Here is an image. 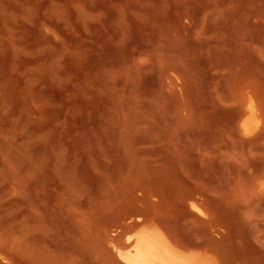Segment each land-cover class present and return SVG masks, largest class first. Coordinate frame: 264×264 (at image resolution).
<instances>
[{"label":"rangeland","instance_id":"374dc122","mask_svg":"<svg viewBox=\"0 0 264 264\" xmlns=\"http://www.w3.org/2000/svg\"><path fill=\"white\" fill-rule=\"evenodd\" d=\"M151 223L264 264V0H0V264Z\"/></svg>","mask_w":264,"mask_h":264},{"label":"bare ground","instance_id":"6f19581e","mask_svg":"<svg viewBox=\"0 0 264 264\" xmlns=\"http://www.w3.org/2000/svg\"><path fill=\"white\" fill-rule=\"evenodd\" d=\"M250 111L253 112L251 108ZM192 208L198 211V206L194 203ZM154 223L143 224L135 233L128 236L127 241L131 245L127 248L119 246L113 239L109 240V244L122 262L125 264H218L210 253L182 248L162 230V227H159L160 225Z\"/></svg>","mask_w":264,"mask_h":264}]
</instances>
